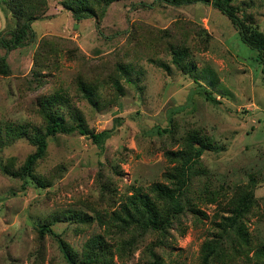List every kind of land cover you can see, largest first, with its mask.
<instances>
[{
	"label": "rangeland",
	"instance_id": "rangeland-1",
	"mask_svg": "<svg viewBox=\"0 0 264 264\" xmlns=\"http://www.w3.org/2000/svg\"><path fill=\"white\" fill-rule=\"evenodd\" d=\"M26 1V10L43 18L31 24V44L0 50L9 67V75L0 76V130L15 125L43 130L42 101L59 94L56 107L66 124L77 114L89 130L111 135L102 149L78 134L49 139L35 168L48 183L44 189H22L20 180L0 170V264H67L56 235L78 259L84 243L100 235L113 264H148L150 249L163 264H199L200 247L217 235L228 199L247 184L254 205L244 224L253 242L264 245L261 65L227 18L201 3L173 7L157 0H119L97 25L93 18L73 20L60 0ZM233 1L264 34V0ZM13 27L11 14L0 10V36ZM170 47L186 49L191 72L172 64ZM82 84L94 89L92 103L82 96ZM195 132L214 148L202 155L186 194L201 214L187 204L166 234L147 232L125 246L130 234L100 225L96 214L107 221L134 190L149 193L156 184L169 185L175 154ZM33 152L27 138L16 139L0 148V167L13 159L16 171ZM216 191L222 195L209 202ZM73 213L89 217L91 224L63 220ZM56 216L60 221L51 227L52 235L40 238L38 226ZM252 255L250 262L240 257L231 264H253Z\"/></svg>",
	"mask_w": 264,
	"mask_h": 264
},
{
	"label": "trees",
	"instance_id": "trees-1",
	"mask_svg": "<svg viewBox=\"0 0 264 264\" xmlns=\"http://www.w3.org/2000/svg\"><path fill=\"white\" fill-rule=\"evenodd\" d=\"M26 0H0V10L8 11L14 20L13 29L4 36H0V50L6 53L25 47L31 44L35 34L31 24L43 17H35L25 8ZM119 0H60L63 9L70 12L73 20L82 21L93 18L97 25L103 18L107 8ZM167 6L180 7L201 3L209 5L219 11L227 18L234 30H236L240 41L249 49L255 52V61L261 65V73L264 84V34L258 26L247 17L241 9L235 5L233 0H157ZM27 2V1H26ZM38 4H43L45 0H36ZM46 3V2H45ZM171 62L181 71L193 67L188 65V53L185 48L170 47ZM121 73L127 76V71L119 67ZM9 75V67L6 55L0 54V76ZM114 86L120 91L117 83ZM82 96L92 103L94 90L86 85H80ZM204 98L211 101L210 93L206 90L202 93ZM59 94L47 97L42 101L41 115L44 120V129H29L15 125L7 127V130H0V148L6 146L16 139L25 137L34 147V152L27 156L21 167L13 171L12 161L0 167L1 173L9 178L20 180L21 188L32 186L35 189H44L48 186L40 176L35 174V168L39 161L46 156L48 141L58 134L70 135L78 134L90 140L92 144L102 149L104 142L110 137V132L105 130L95 133L89 130L84 120L77 117L73 119V124H66L61 114L58 113L56 104L60 100ZM3 132V133H2ZM214 150L213 143L207 137H201L198 133H192L184 140L182 150L176 156L177 164L168 174L169 185L156 184L150 188L149 193H142L140 189L134 190L133 196L127 198V203L119 212H114L112 217L106 221L105 215L96 214L97 222L105 224L118 230L127 231L130 238L124 241L125 246H131L130 241L137 236L147 232H154L163 236L177 222L178 218L188 208L195 214H201L192 204H189L187 192L191 184L192 177L198 172L201 157L205 152ZM172 155L166 153V156ZM172 160L171 158L169 159ZM209 191V190H208ZM222 195L220 191L210 192L208 201L217 202L216 197ZM218 205H220L218 203ZM254 205L253 188L250 184L239 186L235 189L233 196L226 203V214L222 215L220 224L218 223V233L211 239H206L200 247L199 264H231L235 259L248 258L249 253L255 261L253 264H264V245L253 242L246 230L244 220L251 212ZM225 208V207H224ZM76 220L79 224H91L89 217L73 213L63 220ZM59 218L48 217L38 226L37 233L40 238L45 234L52 235V226L59 222ZM56 240L62 252V256L67 264H113L110 257L108 245L100 235H94L88 239L83 246L81 258L73 252L71 247L58 235ZM151 261L148 264H163V260L149 251Z\"/></svg>",
	"mask_w": 264,
	"mask_h": 264
}]
</instances>
